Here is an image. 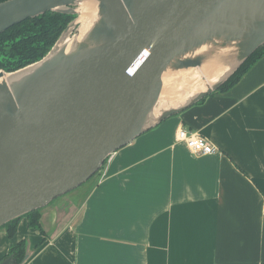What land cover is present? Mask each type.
I'll return each instance as SVG.
<instances>
[{
    "label": "water",
    "instance_id": "95a60500",
    "mask_svg": "<svg viewBox=\"0 0 264 264\" xmlns=\"http://www.w3.org/2000/svg\"><path fill=\"white\" fill-rule=\"evenodd\" d=\"M87 2L94 15L80 32ZM47 12L76 17L41 60L0 70V227L85 184L264 46V0H6L0 34ZM205 44L208 53L190 55ZM206 64L224 72L181 103L160 104L182 74ZM27 257L26 245L22 264Z\"/></svg>",
    "mask_w": 264,
    "mask_h": 264
},
{
    "label": "crops",
    "instance_id": "0c3cea01",
    "mask_svg": "<svg viewBox=\"0 0 264 264\" xmlns=\"http://www.w3.org/2000/svg\"><path fill=\"white\" fill-rule=\"evenodd\" d=\"M180 128L215 153L190 154ZM39 214L42 231L0 229V257L25 240L23 264H264V55Z\"/></svg>",
    "mask_w": 264,
    "mask_h": 264
},
{
    "label": "trees",
    "instance_id": "16d2710c",
    "mask_svg": "<svg viewBox=\"0 0 264 264\" xmlns=\"http://www.w3.org/2000/svg\"><path fill=\"white\" fill-rule=\"evenodd\" d=\"M4 1L6 0H0V3ZM75 17V15L47 12L16 24L1 33L0 70L13 72L41 60L52 49L62 32ZM263 55L264 46L255 51L217 91L210 95L228 90ZM204 99L195 105L201 104ZM22 218L27 219L30 228L42 231L39 210H36L0 227V229L6 231L9 239L15 236L18 223ZM40 243L38 246H40ZM26 245L25 240L19 241L0 257V262L8 259L9 264H22L26 254Z\"/></svg>",
    "mask_w": 264,
    "mask_h": 264
},
{
    "label": "bare ground",
    "instance_id": "6f19581e",
    "mask_svg": "<svg viewBox=\"0 0 264 264\" xmlns=\"http://www.w3.org/2000/svg\"><path fill=\"white\" fill-rule=\"evenodd\" d=\"M93 15L94 8L91 2L84 3L78 7L77 21L80 23V32L85 30L88 21L93 17ZM208 52L209 46L208 44H205L203 46H200L195 52H192L190 55L194 56L206 54ZM223 72V67L218 70L211 67L210 64H206L199 71H188L187 73L182 74L181 79H179L177 83H173V81L167 82L176 84V87L179 86L180 91L177 90L174 85L169 86L167 90L162 93L160 103L165 102V104L170 106L177 105L178 103H181L187 96H191L196 92L202 91L206 86L214 83ZM204 77H208L210 79L208 81H202V78Z\"/></svg>",
    "mask_w": 264,
    "mask_h": 264
},
{
    "label": "built area",
    "instance_id": "2783aa9c",
    "mask_svg": "<svg viewBox=\"0 0 264 264\" xmlns=\"http://www.w3.org/2000/svg\"><path fill=\"white\" fill-rule=\"evenodd\" d=\"M175 142L184 145L188 152L194 156H208L214 154L216 151L215 147L206 138L182 128L177 130Z\"/></svg>",
    "mask_w": 264,
    "mask_h": 264
},
{
    "label": "rangeland",
    "instance_id": "374dc122",
    "mask_svg": "<svg viewBox=\"0 0 264 264\" xmlns=\"http://www.w3.org/2000/svg\"><path fill=\"white\" fill-rule=\"evenodd\" d=\"M77 30H78V26L75 28V29H73V30H70V33L68 34V36L70 37L72 34H75L76 32H77ZM161 105H164L165 104V102H162V103H160ZM55 201V200H54Z\"/></svg>",
    "mask_w": 264,
    "mask_h": 264
}]
</instances>
